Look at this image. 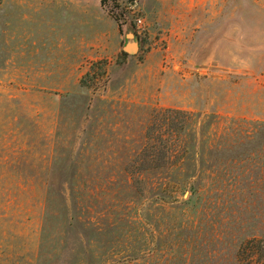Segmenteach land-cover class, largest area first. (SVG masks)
<instances>
[{
    "label": "rangeland",
    "instance_id": "rangeland-1",
    "mask_svg": "<svg viewBox=\"0 0 264 264\" xmlns=\"http://www.w3.org/2000/svg\"><path fill=\"white\" fill-rule=\"evenodd\" d=\"M56 1L0 0V264H240L264 239V0H105L126 49L67 85Z\"/></svg>",
    "mask_w": 264,
    "mask_h": 264
},
{
    "label": "crops",
    "instance_id": "crops-1",
    "mask_svg": "<svg viewBox=\"0 0 264 264\" xmlns=\"http://www.w3.org/2000/svg\"><path fill=\"white\" fill-rule=\"evenodd\" d=\"M57 4L65 11L55 27L52 50L56 53L57 74L66 77V85L67 77L77 73L84 61L117 56L126 49L117 20L105 10L101 0H57Z\"/></svg>",
    "mask_w": 264,
    "mask_h": 264
},
{
    "label": "trees",
    "instance_id": "trees-1",
    "mask_svg": "<svg viewBox=\"0 0 264 264\" xmlns=\"http://www.w3.org/2000/svg\"><path fill=\"white\" fill-rule=\"evenodd\" d=\"M105 3V0H102V4ZM124 54H126L123 51ZM103 61L98 60L95 61L91 65V69L93 70L96 66L99 67ZM90 73V71H89ZM88 75V72L86 73ZM84 78V77H83ZM83 79L81 80V82ZM164 113L168 114V117H173V115H183L186 117V119L189 118L190 112L186 110H180V109H175V108H165L163 109ZM185 123L181 124V129L185 128ZM174 151V150H173ZM165 157L168 155L165 154ZM238 259L240 264H264V239L262 238H250L244 241L238 251Z\"/></svg>",
    "mask_w": 264,
    "mask_h": 264
},
{
    "label": "built area",
    "instance_id": "built-area-1",
    "mask_svg": "<svg viewBox=\"0 0 264 264\" xmlns=\"http://www.w3.org/2000/svg\"><path fill=\"white\" fill-rule=\"evenodd\" d=\"M138 22L141 24L143 22L142 18H139Z\"/></svg>",
    "mask_w": 264,
    "mask_h": 264
}]
</instances>
